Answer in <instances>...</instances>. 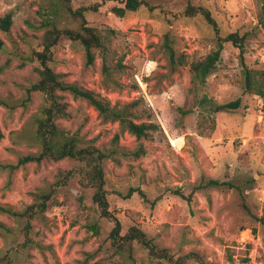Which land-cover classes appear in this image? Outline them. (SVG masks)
<instances>
[{
  "label": "rangeland",
  "instance_id": "obj_1",
  "mask_svg": "<svg viewBox=\"0 0 264 264\" xmlns=\"http://www.w3.org/2000/svg\"><path fill=\"white\" fill-rule=\"evenodd\" d=\"M160 6L118 18L112 8L123 0H70L72 9L86 8L88 25L100 31L105 48L94 50L93 65H85L78 44L62 39L54 50L51 67L63 81L93 91L114 104L141 99L143 109L160 130L144 141L146 154L137 160L121 159L105 164L110 212L124 235L132 226L141 229L160 249L175 258L194 254L184 264H227L229 256L254 250L256 262L264 264V101L243 89L239 50L224 46L221 60L203 86L195 88L191 65L215 48V33L202 16L188 17V5L207 9L221 35H246L244 57L255 72H264V0H145ZM43 0H0V17L11 13L9 35L0 33L8 51L0 56V204L21 211L35 203L34 194L47 190L59 171L74 170L71 160L29 163L11 169L20 156L36 152L33 118L43 98L33 94L26 108V88L35 82L33 52L40 51L43 33ZM96 6L94 12L90 8ZM62 28L68 22L58 19ZM111 31L113 34H109ZM169 35L184 65L172 68L163 52ZM118 70L117 80L137 89L115 92L106 88L102 63ZM121 64V66L119 65ZM120 67H119V66ZM70 118L58 121L71 134L79 131L99 149L118 144L133 149L137 142L119 133L117 124L106 123L85 101L62 93ZM225 104L241 100L240 108L217 114L204 112L202 97ZM179 109L187 112L185 116ZM218 179L235 188L194 190L202 180ZM93 191L77 179L60 187L46 212L31 220L0 213V259L11 264H174L149 255L134 244L128 253L111 247L114 226L103 218L92 201ZM96 224L99 234L87 226ZM247 230L252 235L241 233ZM248 237L247 246L240 243ZM92 254L86 259L85 254ZM3 263V262H2ZM4 263V264H5Z\"/></svg>",
  "mask_w": 264,
  "mask_h": 264
},
{
  "label": "trees",
  "instance_id": "obj_2",
  "mask_svg": "<svg viewBox=\"0 0 264 264\" xmlns=\"http://www.w3.org/2000/svg\"><path fill=\"white\" fill-rule=\"evenodd\" d=\"M123 7L112 8V13L118 18H123L126 13H137L146 10L149 13H155L160 6L151 4L145 0H123ZM44 14L42 17L43 33L40 37V51L33 52V62L36 63L34 72L37 75L35 82L26 88V98L18 106L26 108L31 101L33 94H39L43 98V104L39 114L34 116L33 125L34 138L38 144V150L24 156H20L11 169H18L29 163L41 164L44 161L71 160L78 164L76 169L59 171L56 180L50 184L47 190L38 191L34 194L35 203L26 206L23 210H15L12 206L1 205L0 213L15 218L26 220L24 227L25 237L31 231V220L37 215L46 212L52 203L56 202L53 198L58 188L66 186L72 179H77L78 183L84 188L93 191L92 201L100 212V215L112 221L114 226L109 234L111 247L119 252L131 254L134 244H137L143 250L148 251L149 255L158 259H163L168 263L184 264L190 257L197 260L194 254H189L184 258H175L169 255L168 250L159 249L146 233L136 226H132L124 235L121 234V224L119 220L110 212L107 199V180L105 174V164L112 161L120 165L121 159L137 160L146 154L144 141L150 140L153 133L160 130L159 126L151 121V114L141 107L142 100L134 99L128 102H116L111 104L109 100L103 98L93 91L79 87L74 83H67L62 80L61 75L57 74L51 67L53 62L54 50L62 39L70 41L72 44L78 43L85 53V65H93L95 61L94 50L104 49V38L100 31L88 25L84 16L86 8L72 9L70 0H43L41 5ZM96 12L97 7L90 8ZM188 17L200 15L215 33V48L201 61L191 65L192 81L195 88L205 84L207 77L215 70L221 60V55L226 44H230L239 50V59L241 73L243 76V89L246 93L254 94L264 101V72H255L251 70L245 61L244 48L246 35L229 33L221 35L218 24L211 13L202 7L188 5L184 11ZM68 22L67 25L59 28L58 19L60 17ZM13 25L11 13L0 17V33L9 35ZM110 35L113 32H108ZM8 51L7 45L0 38V56ZM163 52L167 58L168 64L175 68L184 65V60L176 55L173 49L172 41L169 35L163 37ZM121 66V64H119ZM118 65V66H119ZM119 66V67H120ZM103 83L106 88L115 92H122L128 88L137 89V85L128 87L117 80L118 70L112 69L105 61L101 67ZM62 93H69L75 99L85 101L94 109L97 115L106 123L117 124L119 133L128 134L137 142L133 149L120 146L118 144V135L113 138V145L109 149H99L94 145L95 140L86 141L79 136V131L74 134L69 133L59 126L58 121L67 120L70 114L67 112V104L63 101ZM197 105L204 112L217 114L223 111H233L240 108L241 100L217 104L207 96L198 100ZM0 107L12 111L15 106H9L0 98ZM182 116L187 112L178 110ZM3 132L0 127V141L3 139ZM233 189L235 186L230 182H223L218 179L202 178L199 185L194 190L208 189ZM3 224H0V230H3ZM87 228L99 234V227L96 224H90ZM5 229V228H4ZM244 231V230H242ZM86 259H91L92 254H85ZM232 262V256H229ZM246 261V260H245ZM3 262V263H2ZM5 261L0 259V264ZM5 264H11L8 260ZM86 264V263H84Z\"/></svg>",
  "mask_w": 264,
  "mask_h": 264
},
{
  "label": "built area",
  "instance_id": "obj_3",
  "mask_svg": "<svg viewBox=\"0 0 264 264\" xmlns=\"http://www.w3.org/2000/svg\"><path fill=\"white\" fill-rule=\"evenodd\" d=\"M245 233H249V235H252V232L250 230H247V231H243L241 233V236L244 235ZM248 240H249L248 237L246 238L242 237L240 243L243 244L245 247L247 246ZM245 252L246 253L243 256L238 254L232 255V262H228L227 264H258L256 262V256H255L256 254L253 249L246 250Z\"/></svg>",
  "mask_w": 264,
  "mask_h": 264
}]
</instances>
